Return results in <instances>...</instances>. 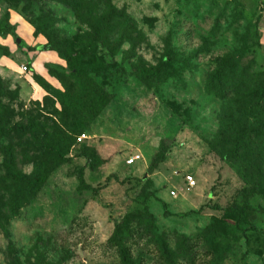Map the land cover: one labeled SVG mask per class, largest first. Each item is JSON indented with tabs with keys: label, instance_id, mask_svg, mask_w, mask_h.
<instances>
[{
	"label": "rangeland",
	"instance_id": "obj_1",
	"mask_svg": "<svg viewBox=\"0 0 264 264\" xmlns=\"http://www.w3.org/2000/svg\"><path fill=\"white\" fill-rule=\"evenodd\" d=\"M9 16L0 131L40 124L59 154L38 130L4 137L12 172L42 182L11 177L0 148V264H121L116 232L134 264H264V149L217 142L212 94L219 57L264 71V0H0ZM27 28L79 67L30 51ZM232 206L250 207L240 223Z\"/></svg>",
	"mask_w": 264,
	"mask_h": 264
},
{
	"label": "trees",
	"instance_id": "obj_2",
	"mask_svg": "<svg viewBox=\"0 0 264 264\" xmlns=\"http://www.w3.org/2000/svg\"><path fill=\"white\" fill-rule=\"evenodd\" d=\"M112 15L108 18L106 23L94 26V32L96 35L103 33L109 22L118 16L115 8L112 9ZM10 16L6 22L0 25V36H11L18 42L17 26L13 25L9 21ZM50 43L39 46L37 48H29L30 51H56L58 56L64 59L70 69H75L76 65L79 67L77 59L74 57H68L63 52L54 47L49 46ZM218 66L212 81H216L222 84L219 91L215 88L212 89V94L215 99H219L225 103V108L222 115L218 117V124L220 131L217 134V142L222 146H229L237 151H249L264 149V71H253V66L248 65L246 68L239 70L237 66V60L233 57L223 56L218 58ZM165 66L160 65L154 72L152 69L143 68L141 70L142 75L152 77L157 74L163 73ZM85 74V71H82ZM83 76V75H81ZM34 81L42 87L45 91L50 92L51 85L40 75H33ZM17 130L21 132H31L38 130L41 134V143L44 148L51 150L59 154V151L52 149L46 145L45 131L40 124L33 123L28 126L14 125L10 129H1L0 131V148L5 149L9 159L6 163L8 173L11 177L15 178L21 183L27 186L34 187L42 182L39 179H28L12 172V153L4 143L3 139L9 131ZM168 147L163 146L161 155L155 164L166 158L168 153ZM216 210H221L219 206H212ZM250 207H237L232 206L227 211L237 210L239 213V220H243L245 211ZM114 238L118 240L117 247L120 255L121 264H134L129 251L125 247V242L122 240L119 232H116Z\"/></svg>",
	"mask_w": 264,
	"mask_h": 264
},
{
	"label": "crops",
	"instance_id": "obj_3",
	"mask_svg": "<svg viewBox=\"0 0 264 264\" xmlns=\"http://www.w3.org/2000/svg\"><path fill=\"white\" fill-rule=\"evenodd\" d=\"M12 21H13V23L15 22V24L19 22L17 20H12ZM18 26H20L19 23H18ZM27 29H28L27 31L29 32V37L26 38L27 40L25 38L22 39L23 42H24V45H26V46H33L32 44L37 43V46L38 45L42 46V45H45L46 44V42L43 40V38L35 37L34 36L33 31H32V28H30V29L27 28ZM8 40H9V37L6 38V41L7 42H8ZM6 44L9 45V43H6ZM13 47H16V45L13 46ZM13 47L12 48L10 47L11 53L14 51V48ZM41 53H42V55H45L46 56V55H48L49 52L42 51ZM51 56H52V58H55L54 55H53V53H52Z\"/></svg>",
	"mask_w": 264,
	"mask_h": 264
},
{
	"label": "built area",
	"instance_id": "obj_4",
	"mask_svg": "<svg viewBox=\"0 0 264 264\" xmlns=\"http://www.w3.org/2000/svg\"><path fill=\"white\" fill-rule=\"evenodd\" d=\"M22 69L24 71H26L27 70V66H23ZM140 160H142V156L140 154H136V155H133L132 157L129 158L128 164L132 165V164L137 163ZM188 183L190 184V186H193L195 184V181L193 180L192 177H189L188 178ZM173 194L175 195V193H173Z\"/></svg>",
	"mask_w": 264,
	"mask_h": 264
}]
</instances>
